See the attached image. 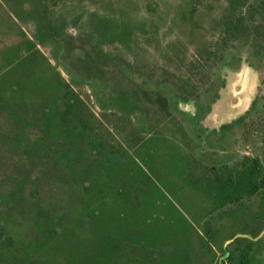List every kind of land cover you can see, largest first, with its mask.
Wrapping results in <instances>:
<instances>
[{
  "label": "rangeland",
  "instance_id": "374dc122",
  "mask_svg": "<svg viewBox=\"0 0 264 264\" xmlns=\"http://www.w3.org/2000/svg\"><path fill=\"white\" fill-rule=\"evenodd\" d=\"M10 2L0 0V107L8 106L0 115V264H65L73 244H80L79 255L91 253L97 237L87 215L101 203L121 212L115 198H126L133 211L141 201L137 211L155 220L159 255L208 254L204 242L223 257L234 236L264 232L260 197L213 211L217 200L190 183L181 167L190 158L199 174L231 169L245 157L263 159L264 17L254 15L247 35L221 47L228 24L241 13L248 18L262 0H60L52 5L57 34L70 42L45 37L41 54L27 64L9 52L38 43L35 2ZM247 58L257 75L255 106L233 130L206 137L215 149L210 156L193 119L178 109V92L198 88L204 113L213 89L228 82L226 63ZM135 91L147 95L120 101ZM70 95L80 99L82 115L64 123ZM137 164L149 182L135 176ZM184 222L195 224L196 237L179 229ZM207 233L216 241H207ZM144 243L121 241L123 249L109 258L139 261L150 250ZM255 243L252 263L264 264V235Z\"/></svg>",
  "mask_w": 264,
  "mask_h": 264
},
{
  "label": "trees",
  "instance_id": "16d2710c",
  "mask_svg": "<svg viewBox=\"0 0 264 264\" xmlns=\"http://www.w3.org/2000/svg\"><path fill=\"white\" fill-rule=\"evenodd\" d=\"M12 0H8L11 4ZM34 10L31 12V15L36 19L37 22V34L36 39L38 43L30 41L27 44V50H16L15 52L10 51V57H13L14 60H18L21 63H29L38 54H41L38 50V45H43L45 43V37L52 39L63 40L64 43H69L71 37L68 36L66 39H62L57 34V21L53 14L52 5H56L60 0H33ZM234 1V0H233ZM248 0H239V3H246ZM244 5V4H243ZM17 15V11H15ZM254 15H260L264 17V0L262 3L257 6H252L248 12L247 18L243 13L240 16L228 24V30L225 37L222 39L221 47H227L229 40L237 34L245 36L250 31L254 23ZM252 20V21H251ZM124 35V34H122ZM35 49V50H34ZM22 52V53H21ZM8 58V59H9ZM13 60V61H14ZM146 92H124L120 96V101L126 103L128 99L135 100L141 96H145ZM161 97H159L160 99ZM79 98L76 95H70L68 99L65 100V111L62 113L61 121L66 123L71 116L80 118ZM138 100V99H137ZM159 102V101H158ZM0 100V104H1ZM164 108H167V105H163ZM8 108V106L3 105L0 107V115L2 110ZM135 109V107H133ZM242 170L237 171L236 173H222L215 174L216 180V192L219 194V206L224 207L227 204L239 203L246 197H252L256 195L260 190H264V167L258 160L253 161L249 164H243ZM136 177H139L140 180H146L149 182L146 177L145 170L137 164V170L135 173ZM123 188L121 184L120 190H117L120 193H123ZM122 189V190H121ZM158 191V190H156ZM123 196V195H121ZM264 199V198H263ZM126 203H120L121 201ZM119 201L117 198L112 201L116 206H118L121 212L113 211L110 209L106 203H101L99 206H95L89 214L87 219L91 226L92 233L97 237L95 242V247L90 248L89 254L83 256L78 254V251L81 246L80 244H73L71 251L69 252V258L66 260L65 264H113L112 260L109 258L111 250H122L123 245L120 244L124 239H134L138 240L144 238L146 241L150 242L153 239H156L157 236L151 228V221H155L149 216H141L137 211L141 207V201L137 200L135 202L136 210H129L128 204L129 201L124 198ZM144 200H148L147 197H144ZM136 212V214H134ZM146 216V217H145ZM151 224V225H150ZM138 238V239H137ZM244 243V246L241 247V244ZM255 242L246 240V239H236L230 248L232 256L240 255L241 259L239 264H252L251 250L255 245ZM75 245V246H74ZM79 246V247H78ZM78 248V249H77ZM150 249L149 247H147ZM81 251H83L81 249ZM119 252V251H118ZM134 254L138 257L141 253L139 248H134ZM132 258H127V261L130 262ZM113 261H117L113 259ZM128 262H123V264H129Z\"/></svg>",
  "mask_w": 264,
  "mask_h": 264
},
{
  "label": "flooded vegetation",
  "instance_id": "af4514ba",
  "mask_svg": "<svg viewBox=\"0 0 264 264\" xmlns=\"http://www.w3.org/2000/svg\"><path fill=\"white\" fill-rule=\"evenodd\" d=\"M252 58V56H251ZM251 59L247 58L246 62L249 65V67L252 68V64ZM228 65L229 68H235L239 66V63L234 62L232 64L226 63V66ZM227 85V81L223 80L221 83V86L217 89H213L214 91V95L211 99V102L207 105V107L204 110V113L202 112L200 114V109L199 106L197 104V101L195 99V92L198 88H193V91H189L188 89H183V93L178 92V100L177 102V106H180V110L181 113H183L184 116H189L191 117V119H193V123L195 122L196 124V131H198L197 133L195 132L196 138L197 140H199L202 143V147L204 149V151L206 152V154L208 155H212L215 154V149L212 148V145L209 144V140L206 139V137L209 135L210 137L212 136H221L223 134L228 133L230 130H233L235 128V126L239 123L244 122V120H246V116L247 114L251 111V109L255 106L256 100L253 99V102L250 106V108L238 119L230 121L228 123H217V122H210L208 121V119H210V116L213 113L214 110V106L218 103V101L221 99V94L220 91L224 90L226 88ZM147 95V94H146ZM158 102V101H157ZM181 106H184V109H181ZM168 108V106H167ZM179 109V108H178ZM201 131V132H200ZM209 137V138H210ZM192 159L190 158H186L183 160V164L181 165L182 170L184 171L185 175L187 176V179L190 183L194 184L195 186L198 187V189L203 190L205 193H208L212 198H214L215 200H217V205L215 206V208L213 209V211H218V210H222L224 209V207L228 206V205H235V204H239L241 202H243L245 199H253L255 197H260V200L264 201V190H260L256 195H253L252 197H246L245 199H243L241 202L239 203H234V204H227L224 207L219 206V197H218V193L216 192V180H215V174H222V173H236L237 171L242 170V165L243 164H249L252 163L255 160H258L261 165L264 167V152H263V159L260 158H249V157H245L240 163L235 164L231 169L228 168L227 166H222L219 168H204L202 170V172H200L199 174L197 173V168L199 167V165H195L192 164ZM197 162V161H196ZM199 169V168H198ZM264 189V188H263ZM264 210V208H263ZM263 215H264V211H263ZM206 226H208L207 224H205ZM180 228L182 231H185L184 233H186V231H188L189 233L192 234V230H195V224L193 223H180L179 224ZM217 231V230H215ZM190 234V235H191ZM156 235V233H155ZM188 235V236H190ZM208 237H210V239H208L207 241L210 240H215L211 234L209 235V233H207ZM215 236L219 235V232H216L214 234ZM157 236V235H156ZM185 236V235H184ZM186 234V237H188ZM192 236L196 237V235ZM190 236V237H192ZM203 236V234H201V237ZM237 236V235H236ZM234 236V237H236ZM199 236V240H206V239H202ZM204 237V236H203ZM205 238V237H204ZM239 239V238H238ZM145 240V239H144ZM124 243L126 244V246L130 243L133 244L132 247L137 246L139 244H137L138 240H134V239H124L123 240ZM159 237L157 236L156 239L151 240L150 242L145 240V245H147L146 247H149L150 250H147V254L143 256V258L139 257V261L137 260H132L130 262H128L129 264H218V263H222V264H226L228 259H236V264H239V261L241 259L240 255L237 256H232L231 251H230V246L234 243V241L230 242L231 244L228 246V249L225 250L224 256H218L216 257L214 254V246H210L211 243H206L204 244V242L201 244L202 247L206 246L207 249L209 248V251L206 253H196L197 255H195V252L192 254V257L189 255H182L183 253H177V254H167V255H159V253L155 250H158L157 247H161V245H157L159 242ZM188 241V240H187ZM211 242V241H210ZM254 242V241H252ZM212 245V244H211ZM209 246V247H208ZM226 248V247H225ZM140 250V249H139ZM169 249H163L162 252L167 251ZM155 251V252H154ZM161 252V251H159ZM161 252V253H162ZM135 253V252H134ZM196 256V258H195ZM205 258H209L207 261H205ZM226 258V259H225ZM253 264V263H252Z\"/></svg>",
  "mask_w": 264,
  "mask_h": 264
},
{
  "label": "water",
  "instance_id": "95a60500",
  "mask_svg": "<svg viewBox=\"0 0 264 264\" xmlns=\"http://www.w3.org/2000/svg\"><path fill=\"white\" fill-rule=\"evenodd\" d=\"M226 71L229 74L228 82L226 88L220 92L221 99L214 106L213 113L208 119L210 122L222 124L238 119L248 110L254 99L257 75L247 62H239L238 67L227 68ZM184 108L181 106V109ZM263 235L264 232L257 238L237 235L232 241L238 238H246L257 242Z\"/></svg>",
  "mask_w": 264,
  "mask_h": 264
}]
</instances>
